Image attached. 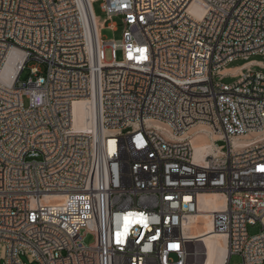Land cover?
I'll return each mask as SVG.
<instances>
[{"label":"built area","instance_id":"built-area-1","mask_svg":"<svg viewBox=\"0 0 264 264\" xmlns=\"http://www.w3.org/2000/svg\"><path fill=\"white\" fill-rule=\"evenodd\" d=\"M95 2L103 27L116 32L120 17L119 40L101 38ZM12 51L22 60L0 80V264H197L186 224L212 193L224 200L210 214L225 264H264V74L252 70L264 63L250 59L264 57V0H0V73ZM82 100L87 131L74 128ZM198 126L212 150L195 160Z\"/></svg>","mask_w":264,"mask_h":264},{"label":"bare ground","instance_id":"bare-ground-1","mask_svg":"<svg viewBox=\"0 0 264 264\" xmlns=\"http://www.w3.org/2000/svg\"><path fill=\"white\" fill-rule=\"evenodd\" d=\"M96 20V19H95ZM96 25H97V21ZM22 60V56L17 51H12L0 73V80L10 84L16 74V63ZM74 128L77 131H87L92 127L93 104L91 101L82 100L73 104ZM206 131L203 126H198L191 130ZM208 136V135H207ZM212 138L216 136L212 135ZM194 148L195 160L202 159L212 150L210 140L206 135L197 133L191 140ZM224 209V200L220 194H202L198 197V213L188 218L186 233L191 238H198L197 241L203 248L202 264H225L228 258L225 237L213 232L211 212ZM197 257L199 251L194 249L192 254ZM198 258V257H197Z\"/></svg>","mask_w":264,"mask_h":264},{"label":"rangeland","instance_id":"rangeland-1","mask_svg":"<svg viewBox=\"0 0 264 264\" xmlns=\"http://www.w3.org/2000/svg\"><path fill=\"white\" fill-rule=\"evenodd\" d=\"M100 5H101V2H95V3H93L92 8H93V12H94L95 17L98 20V26H99L101 38L104 41L119 40L121 38L122 29H123L120 17H114L113 20H112L115 24H117V31L116 32H114L113 30H111V29H109L107 27V25L110 22H107L105 24V26L103 27V20L105 18V15L101 11ZM104 55H105V60L106 61H111V50L109 48L105 49ZM115 58H116V60H121V53L117 52ZM250 59L251 60H255L257 62L264 63V57H262V56H253ZM244 63H245L244 60L238 59V60L233 61L230 64H228L225 68L233 70L234 68L241 67ZM252 70L253 71H259V72L264 74V68H260L258 66H255V67L252 68ZM228 74H231V72H228ZM28 77H29V70L25 69L22 72V74L20 75V80H26ZM236 80H237L236 77H230V76L227 75V76L222 78L221 82L224 83V84H232ZM24 106L25 107L27 106V100L26 99H24ZM192 133L193 134L202 133V134L206 135V138L208 140H210V134L207 131H202L201 130V131H194ZM217 145L218 146H221V145H225L226 146L224 141H218ZM259 231H260V226L258 224H256L255 226H249L248 227V232H249V235H251V236L257 234ZM81 235L83 236V244L85 246H89V245L93 244L94 237H93V235L91 233L82 230V234ZM194 249H197L199 251V255H197L198 258L195 256V258L197 259V264H202V257L203 256L201 254L204 253V252H203V248H202L201 244L198 241L190 249V253L191 254L194 253ZM20 260L24 264H30L28 259L25 256H20ZM1 264H4V263L1 262ZM33 264H38V263L34 262ZM228 264H241L240 256H238V255L231 256Z\"/></svg>","mask_w":264,"mask_h":264},{"label":"snow or ice","instance_id":"snow-or-ice-1","mask_svg":"<svg viewBox=\"0 0 264 264\" xmlns=\"http://www.w3.org/2000/svg\"><path fill=\"white\" fill-rule=\"evenodd\" d=\"M262 171H264V168H261Z\"/></svg>","mask_w":264,"mask_h":264}]
</instances>
